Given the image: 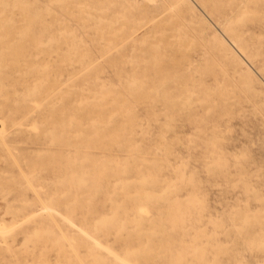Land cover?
Segmentation results:
<instances>
[{
  "label": "rangeland",
  "instance_id": "obj_1",
  "mask_svg": "<svg viewBox=\"0 0 264 264\" xmlns=\"http://www.w3.org/2000/svg\"><path fill=\"white\" fill-rule=\"evenodd\" d=\"M217 4L245 51L199 0H0V264H264V0Z\"/></svg>",
  "mask_w": 264,
  "mask_h": 264
},
{
  "label": "bare ground",
  "instance_id": "obj_2",
  "mask_svg": "<svg viewBox=\"0 0 264 264\" xmlns=\"http://www.w3.org/2000/svg\"><path fill=\"white\" fill-rule=\"evenodd\" d=\"M201 2V4L209 9V11L211 12V14L214 16L217 17V19L219 20L220 22V26L222 27V29L224 30V32L228 35V37L230 38V40L232 41V43L234 44V47L237 48L238 52H243L245 51L246 49H248L249 47V44L247 43V35L243 32V31H240L238 30V26H236L234 24V22L237 20H235L233 22V19L232 17H226V16H222L219 14V10H220V7H219V3L217 4L218 0H199ZM221 2V0H219ZM223 9L224 6H223ZM220 15V17H219ZM233 16V14H232ZM235 16V15H234ZM237 18V17H236ZM239 21V20H238ZM227 39V38H226ZM250 39V38H249ZM249 41V40H248ZM223 43V48L232 56H234V54L232 52H230V48L231 47L228 42L225 40L222 41ZM233 49V48H231ZM252 56H253V52L251 53ZM235 57V56H234ZM254 58H256L259 63H261V71L264 73V58L262 57L261 53H254Z\"/></svg>",
  "mask_w": 264,
  "mask_h": 264
}]
</instances>
